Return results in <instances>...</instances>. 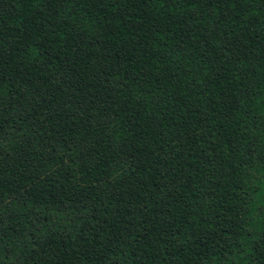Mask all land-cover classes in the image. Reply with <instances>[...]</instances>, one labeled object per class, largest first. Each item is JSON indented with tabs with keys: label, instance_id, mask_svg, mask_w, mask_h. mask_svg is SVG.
Listing matches in <instances>:
<instances>
[{
	"label": "trees",
	"instance_id": "obj_1",
	"mask_svg": "<svg viewBox=\"0 0 264 264\" xmlns=\"http://www.w3.org/2000/svg\"><path fill=\"white\" fill-rule=\"evenodd\" d=\"M0 264H264V0H0Z\"/></svg>",
	"mask_w": 264,
	"mask_h": 264
}]
</instances>
